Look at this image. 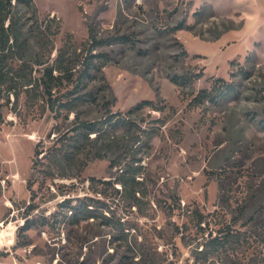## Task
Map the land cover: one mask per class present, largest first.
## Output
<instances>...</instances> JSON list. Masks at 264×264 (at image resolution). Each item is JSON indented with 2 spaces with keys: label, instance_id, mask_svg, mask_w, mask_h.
<instances>
[{
  "label": "rangeland",
  "instance_id": "374dc122",
  "mask_svg": "<svg viewBox=\"0 0 264 264\" xmlns=\"http://www.w3.org/2000/svg\"><path fill=\"white\" fill-rule=\"evenodd\" d=\"M33 1L20 6L17 64H29L36 84L11 95L0 123V264H264V0ZM90 27L110 43L94 45ZM91 54L95 66L75 93L86 98L51 111L45 69L63 75L54 92L66 101L67 75ZM218 77L233 82L232 95L193 101ZM146 99L154 103L136 107ZM76 112L120 114L140 137L117 125L90 141L89 152L109 153L81 155L89 161L81 175L79 165L49 176L42 164L34 169L36 144L51 146ZM85 196L96 200L95 215L75 217L66 203ZM26 216L34 224L20 235ZM226 223L240 237L212 248L209 232Z\"/></svg>",
  "mask_w": 264,
  "mask_h": 264
},
{
  "label": "trees",
  "instance_id": "16d2710c",
  "mask_svg": "<svg viewBox=\"0 0 264 264\" xmlns=\"http://www.w3.org/2000/svg\"><path fill=\"white\" fill-rule=\"evenodd\" d=\"M33 4V0H0V123L4 122V107L11 103V95L13 94L16 99H19V90L22 87L27 86V92L30 93L36 84L33 72L29 73V64L27 62L17 64L19 51L26 42L24 15L21 13L20 6L25 5L32 7ZM89 40L94 45L110 43L108 39L98 38L94 27H90ZM91 55L84 59L82 64L83 68L77 70L79 73L72 72L67 75L73 83V88L68 91L69 96L66 101L61 100L59 95L54 92V87L60 83L63 75H54L53 71L55 68L53 67H47L45 69V76H43L45 77L44 97L46 105L49 106L51 111L58 112L63 107L74 110L75 105L81 103L86 98L88 92L78 95L75 93L80 92L81 89L85 88L87 85L86 79L89 76L91 68L95 66V54ZM18 76L23 77V80H19ZM173 80L180 82L175 77H173ZM234 88L233 82L223 77H218L213 81L211 89H202L199 94L195 96L193 101H198V98L202 100L205 97L213 102H217L232 95L235 90ZM153 103L152 100L146 99L140 102L136 107H141L146 104L152 105ZM73 124V127L66 132L59 129L58 132L60 134L58 138L47 149L42 146L41 140L36 144L34 153L35 158L33 161L34 169L37 170L38 165L42 164L44 166L43 168H46V170L39 168L40 171H43L46 173V176H49L54 175L55 171L65 173L67 168H73V166L76 167L79 165L75 175H81L83 169L89 162L88 160L84 161L81 155L86 153V155H89V160L92 157L107 156L109 152H107L108 150H104L103 147L91 152H89L90 150H87V148L90 143H97L104 136H113L114 134L112 131L117 125H124L128 128L130 139H138L140 137L138 134L140 126L134 120L115 113H112L106 118L84 119L76 112ZM92 134L95 135L92 137ZM41 154L42 157H40ZM81 159L82 161L80 162ZM118 165L121 166L119 160L115 157H111L110 166L114 167ZM120 168H122V172L132 174V169L129 165L126 168H124V166ZM125 173L124 175H126ZM91 179L96 180L95 177H91ZM36 181L37 178H29L28 187L32 189ZM103 181L106 183L111 182L110 179ZM116 182L122 183L121 185L123 187L127 185V182L122 177L118 178ZM31 192V198L34 199L36 192H34V190H31ZM66 205L75 217H80L81 215L93 217L95 215V209L98 207L96 200L89 196H85L76 203H73V200H68ZM191 212L197 217L199 224L205 223L209 225L207 215L199 207L192 208ZM33 224L34 220L26 216L24 224L19 227V234H25V231L32 227ZM209 234L211 237L208 241L212 248L220 249L232 243L235 238H239L241 233L234 230L230 223H226L224 229L220 228L215 236H213L212 232H209ZM168 264H172V262Z\"/></svg>",
  "mask_w": 264,
  "mask_h": 264
},
{
  "label": "bare ground",
  "instance_id": "6f19581e",
  "mask_svg": "<svg viewBox=\"0 0 264 264\" xmlns=\"http://www.w3.org/2000/svg\"><path fill=\"white\" fill-rule=\"evenodd\" d=\"M11 234H13V232Z\"/></svg>",
  "mask_w": 264,
  "mask_h": 264
}]
</instances>
